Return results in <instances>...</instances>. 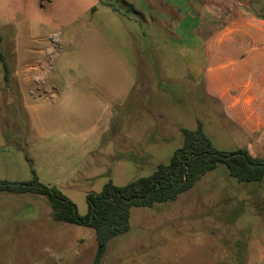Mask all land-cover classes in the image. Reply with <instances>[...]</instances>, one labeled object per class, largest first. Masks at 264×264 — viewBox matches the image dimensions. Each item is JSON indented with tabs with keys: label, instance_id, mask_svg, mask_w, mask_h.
Listing matches in <instances>:
<instances>
[{
	"label": "rangeland",
	"instance_id": "rangeland-1",
	"mask_svg": "<svg viewBox=\"0 0 264 264\" xmlns=\"http://www.w3.org/2000/svg\"><path fill=\"white\" fill-rule=\"evenodd\" d=\"M150 1L0 0V179L33 167L86 214L88 192L168 163L183 129L201 123L216 149L242 147ZM52 213L46 195L0 191V264H91L94 229ZM101 264H264V177L239 181L219 162L175 199L132 206Z\"/></svg>",
	"mask_w": 264,
	"mask_h": 264
},
{
	"label": "crops",
	"instance_id": "crops-1",
	"mask_svg": "<svg viewBox=\"0 0 264 264\" xmlns=\"http://www.w3.org/2000/svg\"><path fill=\"white\" fill-rule=\"evenodd\" d=\"M150 4L161 10L164 27L174 29L181 44L195 53L205 93L241 134L240 148L264 156V19L260 16L264 0H151ZM31 67L21 72L28 74ZM47 71L35 76L45 77ZM42 91H50L47 84Z\"/></svg>",
	"mask_w": 264,
	"mask_h": 264
},
{
	"label": "trees",
	"instance_id": "trees-1",
	"mask_svg": "<svg viewBox=\"0 0 264 264\" xmlns=\"http://www.w3.org/2000/svg\"><path fill=\"white\" fill-rule=\"evenodd\" d=\"M99 3L114 6L109 0H99ZM260 16L264 19V9ZM0 61L5 68L4 78L7 79L8 62L1 50ZM183 133V144L174 150L168 163H160L152 174L124 185L109 180L100 191L88 192L86 214H80L73 200L59 188L41 182L33 167V176L29 180L0 179V191L46 195L55 220L93 228L97 245L91 264H101L109 240L129 229L132 206H152L156 202L175 199L219 162L225 163L231 175L239 181H259L264 177V156L253 155L247 148L234 151L216 149L204 133L201 123L196 129H183Z\"/></svg>",
	"mask_w": 264,
	"mask_h": 264
}]
</instances>
